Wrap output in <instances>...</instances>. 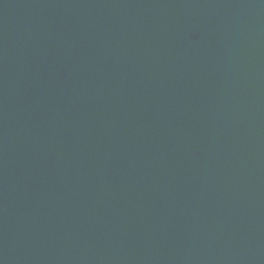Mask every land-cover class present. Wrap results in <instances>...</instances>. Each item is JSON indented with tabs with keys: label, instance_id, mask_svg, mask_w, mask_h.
Returning <instances> with one entry per match:
<instances>
[{
	"label": "water",
	"instance_id": "obj_1",
	"mask_svg": "<svg viewBox=\"0 0 264 264\" xmlns=\"http://www.w3.org/2000/svg\"><path fill=\"white\" fill-rule=\"evenodd\" d=\"M0 264H264V0H0Z\"/></svg>",
	"mask_w": 264,
	"mask_h": 264
}]
</instances>
